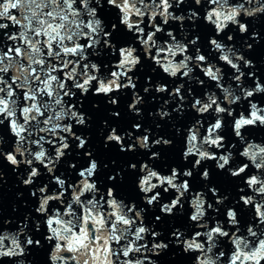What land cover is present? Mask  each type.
Here are the masks:
<instances>
[{"label":"snow or ice","instance_id":"snow-or-ice-1","mask_svg":"<svg viewBox=\"0 0 264 264\" xmlns=\"http://www.w3.org/2000/svg\"><path fill=\"white\" fill-rule=\"evenodd\" d=\"M262 40L264 0H0V264H264Z\"/></svg>","mask_w":264,"mask_h":264},{"label":"water","instance_id":"water-1","mask_svg":"<svg viewBox=\"0 0 264 264\" xmlns=\"http://www.w3.org/2000/svg\"><path fill=\"white\" fill-rule=\"evenodd\" d=\"M254 62L257 63V67L261 68V71H264V67H261L260 61L264 59V40L261 41L260 45L255 46V50L252 53ZM95 102L99 104V110H93L91 104ZM85 107L90 112H93V122H92V140L95 143V146L100 148V140L96 137L95 131L99 127L100 118L106 114V106L100 98L90 97L85 101ZM123 114V113H122ZM175 123V121H174ZM166 131H171V129H166ZM117 154L115 151H103L101 153L102 163H107L109 159H116ZM219 179V178H217ZM20 188V185L15 177V175L5 167L3 181L0 182V198H2L3 212L5 216H13L17 213L13 212V207L17 208L18 212H22L23 208L20 206V202L16 197V192ZM161 264H180L181 257L176 256L172 257L168 254H163L160 258Z\"/></svg>","mask_w":264,"mask_h":264}]
</instances>
